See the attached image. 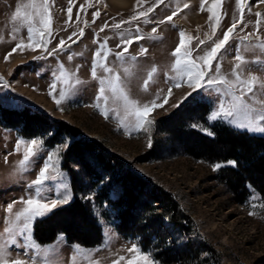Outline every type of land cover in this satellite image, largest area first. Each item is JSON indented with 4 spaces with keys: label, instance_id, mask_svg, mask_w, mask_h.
<instances>
[{
    "label": "rangeland",
    "instance_id": "374dc122",
    "mask_svg": "<svg viewBox=\"0 0 264 264\" xmlns=\"http://www.w3.org/2000/svg\"><path fill=\"white\" fill-rule=\"evenodd\" d=\"M26 2L27 0H0V77L10 86L0 91V234L6 237L5 228L11 226L9 220H14V214L24 207L19 203L20 198H28L29 183L38 178L43 158L48 154L47 150H53L52 163L58 170V180L46 181L44 194L55 198L51 189L56 188L59 177L62 176L64 182L70 185L72 195L67 203H58L47 215L37 218L32 225L31 236L41 247L56 246V256L61 264H72L74 244L81 248V251L76 253L77 264H114V261L127 264L134 256V253L128 251L133 243L143 251L151 253L159 264H264V194L252 184H247L245 199L242 203L239 202L238 196L224 177L225 171L235 166L214 170L215 164H225L229 160L193 154L190 143L178 137L175 124L179 123L183 132L198 133L209 139L215 137V126H227L251 136L264 137V133L246 131L228 122L209 120L216 96L205 95L200 102H191V97H185L192 90L186 85L172 87L169 80L179 76L173 69L177 57L172 53L180 45V31H184L187 37L182 54L186 50L190 51L191 54L187 58L200 63L197 58L222 38L223 33L234 21L237 22V28L234 29L233 38L227 46L229 54L220 53L219 64L214 62L213 69L219 66L221 74L235 79L232 72L235 64L239 63L234 60L238 37L253 33L252 43L264 40V2L245 0L241 23L240 6L236 0H221L216 10L220 16V24L216 26L214 20L210 21L211 13L208 11L213 0H205L204 11L200 9L201 0H163L162 3L159 0H127L123 7L114 5L109 0H48L52 36H45V39L51 41L46 47L51 50L59 40L66 41V50L53 56H47L43 48H37L35 51H13L21 37L25 39V43L28 42L26 27L21 28L16 40L12 39L13 30L20 28V24L11 19L16 7ZM185 3L189 7L184 8ZM69 7L72 9L71 18L67 11ZM96 12H99L98 16L95 15ZM140 12H147L148 15L139 17ZM169 15L173 16L171 21L166 20ZM195 15L198 22L190 19ZM133 16L138 18L131 21ZM174 16L181 22L184 21L185 28L181 29L179 24L175 23ZM125 21L131 23H121ZM105 24L108 27H104ZM116 24L121 26L117 28L114 26ZM137 27L144 38L135 40L130 46L123 44V40L137 34ZM153 27L157 28L156 33L152 32ZM167 35L174 38L170 44L164 43ZM105 40V51L110 50L113 53L108 55L107 63L121 76L125 85L124 91L129 98L139 106H151L153 101L162 105L155 107L148 116L152 124H146L139 131L129 127L134 117L126 112L120 97L106 89L107 102L96 99L99 83L91 76V67L96 58V51L100 50L99 45ZM200 41L204 43L201 44ZM125 47V56H136L137 60L126 58L121 62L116 59L114 53L122 52ZM142 48L147 49L145 54H141ZM262 53L264 50L252 47L249 42L241 45V54L248 60H264ZM70 54H73L72 60L68 59ZM41 55L47 58L38 59ZM61 65L64 71L74 74L71 84L75 85L76 79L83 84L77 86L79 90L75 95L62 102L58 108L49 94V86L53 82V74L59 75ZM153 67L157 72L147 83L145 90V82L148 81ZM98 74H101L99 70ZM252 75L261 81L264 71L254 64L249 65L243 71L242 79ZM61 88L69 91L62 82H58L56 92L53 93L57 99ZM169 88L171 95H168ZM97 103L101 110L109 112V118L106 119L100 114L95 106ZM23 113L33 117L27 124L21 119ZM36 120H42L44 127H40ZM68 126L72 128L71 132H67ZM209 131L214 135H208ZM48 132L53 134L48 136ZM21 137H43L44 151L39 160L35 161L33 171L12 176L10 174L23 159L24 146H21L19 152L15 151L16 143ZM66 141L69 142L67 145ZM86 141H95V153L102 154L114 166L111 171L96 166V172L103 176L100 183L96 177L93 178V173L89 170V167H94L91 161L86 163L76 154L77 148ZM149 141L151 147H148ZM76 145L78 147H74ZM57 156L60 158L57 159ZM71 173L77 177L76 194ZM49 174H53L52 169ZM105 177L107 179H104ZM122 182H128L130 188L138 195V201L134 205V212L138 216L147 212L146 203L156 204L157 201L152 197V194H156L164 199V204L170 208V212L173 210L172 206H177L178 219L183 217L187 220L189 227L186 236L167 219H162L159 223L152 221V228H161L167 232L166 246L163 245L162 248L168 250L167 255H170L172 250L175 257H170V263H166L169 258L166 255L157 257L158 253L162 252L161 247H158L161 241L159 236H153L154 242L145 248L139 238H129L119 233L118 211L106 201L109 197L118 199L125 193ZM249 185L254 190L251 200ZM106 186L108 198L99 195ZM89 195L93 196L91 201L85 199ZM76 196L89 205L97 220L101 230L99 242L85 246L76 241H69L65 234L58 233L63 234V243L57 245L58 234L51 243H39L34 234L36 223L70 204ZM13 201L17 203L13 206V213L9 214L7 206ZM253 203L257 205L256 208L251 207ZM162 210L163 208L158 212ZM251 212L255 214H250ZM164 222L176 227L178 233L166 231ZM187 239L192 246L199 249L197 258L188 256L190 253L186 247ZM97 248L100 251L95 252L89 259L84 250ZM174 250L178 251L177 255ZM179 254H187V259ZM31 255H26L23 248L12 247L9 249L8 259H19L26 261V264H33ZM121 256L125 259L119 260ZM36 264H41V261L37 260Z\"/></svg>",
    "mask_w": 264,
    "mask_h": 264
},
{
    "label": "snow or ice",
    "instance_id": "6c2138e0",
    "mask_svg": "<svg viewBox=\"0 0 264 264\" xmlns=\"http://www.w3.org/2000/svg\"><path fill=\"white\" fill-rule=\"evenodd\" d=\"M163 2V0H159ZM204 2L201 0L200 9L204 11ZM221 0H213L212 7L208 9L211 13L209 19L215 21V25L220 24V16L217 15V8L220 5ZM238 6H240V22H243V5L245 0H236ZM264 2V0H262ZM184 8L189 7L187 3L183 5ZM30 10V11H29ZM69 18H71V7L68 8ZM176 13L174 12L173 15ZM96 16L99 15V12L95 13ZM147 12L138 13L139 17H146ZM259 15V14H257ZM138 16H133L131 21H135ZM13 22H19L20 28H15L13 30L12 39L16 40L17 35L21 31V28L26 27L27 29V43L25 39L21 37L16 43L13 51L20 49L21 51L25 49H31L35 51L37 48H43V51L47 53V56H53L58 52L66 50V41L61 39L58 41L57 45L49 50L46 45L50 43V39H45V36H52L51 31V16L49 14L48 0H40L38 3L37 0H27L21 6L16 7L14 15L12 16ZM173 19L172 15H169L166 20L171 21ZM131 21H125L121 23H131ZM164 21H160L163 23ZM119 28L121 24L114 25ZM104 27H108L105 24ZM257 27H259V21L257 22ZM237 28V22H233L232 26L223 33L222 38L218 39L213 43V46L207 50L204 55L199 56L197 59L200 63H196L192 59H188L190 56V51H184L182 54V49L185 48L186 35L184 31H180L179 35L181 37L180 45L172 53L173 56L177 57L173 69L179 74L176 78H169L172 87L179 88L182 85H186L192 91L188 93V96L191 97V102H200L201 99L207 96H216V100L213 102V108L209 113V120H219L222 122H228L236 127L244 129L246 131H259L264 133V81H259L255 75L250 76L247 79H242L243 71L248 68L249 65H256L262 71H264V60L254 59L248 60L244 55L241 54V45H244L245 42H249L252 47L264 50V40H258L256 43L251 42V38L254 36L253 33H248L247 35L238 37V42L236 48L234 49V60L239 63L235 64V67L232 72V76L235 79H229L223 74H221L220 67L217 66L213 69V63L218 61V55L224 53L225 55L229 54L227 46L229 45L233 34L234 29ZM103 31V29H101ZM157 28L153 27L152 32L156 33ZM215 31V29H213ZM136 35L134 37H129L126 40H123V44L131 45L135 40L143 39L144 37L139 33V27L136 29ZM75 35V33L73 34ZM80 35H83V30H81ZM71 40V37H69ZM75 43V41H73ZM201 44L204 41H200ZM107 45V40L99 45L100 50L96 51L95 59L91 67V76L93 79L97 80L99 83L97 101L103 99L107 102V97L105 96L106 89L109 90L113 95L118 96L122 99L126 112H129L133 117V121L130 126L134 131H139L144 126L151 125L152 121L148 119L150 113L154 110L155 107L162 105H157L155 101L152 102L151 106L145 104L139 106L138 103L134 100H131L129 96L125 93L124 82L121 80L119 73L107 63L108 55L113 54L110 50L105 51ZM119 47V46H118ZM147 49L142 48L141 54H145ZM103 53V54H102ZM127 47L123 49L122 52L114 53L117 60L123 62L126 58L131 59L132 61L137 60L136 56L126 57ZM264 54V53H262ZM47 57L41 55L38 59H46ZM73 54L68 56L69 60H72ZM98 70L99 73L98 74ZM250 70V69H249ZM79 71V66L77 67V72ZM127 71V69L125 70ZM157 72V69L153 67L149 73L148 81L145 82V90L147 89V83L152 80L153 75ZM74 74H69L63 70L61 65V71L59 75L53 74V82L49 86V94L55 100L58 108L59 105L70 99L71 96L75 95L78 91L79 85H82L83 82L79 79L75 80V85L71 84L70 81ZM62 82L66 87L69 88V91H65L64 88H61L58 92L59 99L56 98V95H53L57 89V83ZM9 84L2 77H0V91L3 89L9 88ZM195 93L196 95H193ZM168 95H171V88L168 90ZM159 98V97H158ZM165 102L167 98L165 97ZM97 110L103 115L106 119L109 118V112L106 110H101L99 103L95 105ZM63 110V109H60ZM242 117V119L238 118ZM123 127V124H122ZM128 129L126 128L125 131ZM53 133L48 132V136H51ZM130 134V133H129ZM208 135H214L212 132H207ZM69 143L65 142V145ZM23 148V159L18 162L16 169L10 175L15 176L17 174H24L35 169V161L39 160L41 154L44 151L43 148V137H34L26 139L21 137L15 146V151L19 152ZM151 141H149L148 147H151ZM48 154L43 158L42 168L38 173V178L35 181H32L28 185L29 196L27 199L21 197L19 203L23 204L24 207L16 212L15 219L9 220L11 224L10 227L5 228L6 237L3 234H0V264H26V261L23 260H9V249L15 247L17 249L23 248L25 254L31 253V259L33 264H36L37 260L41 261V264H61L57 259V247L56 246H44L36 244L32 239V225L34 224L37 218H41L47 215L52 209L56 208L58 203H67L71 198L70 185L65 183L63 177H59L56 188L51 189L54 192L55 198L52 196L45 195V182L46 181H57L58 176L56 175L57 169L53 166V157L52 151L47 150ZM60 157L57 156V159ZM224 166H236L235 161H228L225 164L217 163L215 164L214 170H218ZM50 169H52L53 174H49ZM104 179H107L105 177ZM250 188V200L252 199L251 193L254 190ZM62 190V191H61ZM86 200L91 201L93 199L92 195L85 197ZM17 201H13L8 204L7 212L9 214L13 213V206ZM252 208H256L255 203L251 204ZM250 214H255L251 212ZM64 236L63 234H58L57 236V245L63 243ZM73 255L71 257L72 264H77V255L81 248L79 245H72ZM88 253L89 259L91 256L100 251L97 249H87L84 250ZM129 252L134 253V256L131 260L127 261V264H159V261L155 260L151 253L143 251L141 247L137 246L136 243H133L132 248L128 250ZM125 257L121 256L119 260H124ZM98 264V262H96ZM114 264H119V261H114Z\"/></svg>",
    "mask_w": 264,
    "mask_h": 264
},
{
    "label": "trees",
    "instance_id": "16d2710c",
    "mask_svg": "<svg viewBox=\"0 0 264 264\" xmlns=\"http://www.w3.org/2000/svg\"><path fill=\"white\" fill-rule=\"evenodd\" d=\"M30 118L24 113L21 116L23 123L27 124ZM38 121L40 127L42 120ZM60 127H58V130ZM67 132H71L72 128L66 127ZM65 130V131H66ZM175 130L178 137L181 140H185L190 143V150L197 156L212 157L214 159H223L225 161H235L236 166L228 168L224 177L227 184L234 193L238 196L239 202L244 201V197L247 193V184H252L255 189L264 194V137L263 136H251L241 132L234 131L227 126H215L214 138H207L198 133L183 132L179 123L175 124ZM97 143L95 141H86L77 148V156L81 160L94 165L93 168L89 167L93 178H97V182L103 181L102 174L96 172V166L104 168L106 171H111L114 166L110 161H107L100 153H95L97 150L95 147ZM74 147H78L77 145ZM107 161V162H106ZM72 174V173H71ZM72 185L76 194V175L72 174ZM125 188V193L118 199H112L106 197L108 194L107 186L103 187V191L99 195L108 198L106 203L113 209L118 211L117 218L119 220L118 231L125 237H136L143 247L150 246L153 242V236L160 237V243L158 247H161V254L158 253L157 257L168 256L166 263H170V257L173 256L172 250L170 255L168 250H164L163 245L166 246V233L161 228L151 227L152 221L160 222L162 219H167L170 223L180 228L184 236L187 235V220L183 217L177 218V206H172L171 212L164 204V199L160 198L156 194H152V197L157 201L156 204L148 202L146 203V210L144 214L138 216L134 210V205L138 201V195L130 188L128 182H122ZM163 210L158 212L159 210ZM149 211V212H148ZM171 213V214H170ZM135 220V221H134ZM131 224V225H129ZM154 231V233H153ZM58 233L65 234L69 241H76L85 246H91L98 243L101 237V230L97 224V220L93 216L91 209L87 203L80 200L77 196L67 206L58 209L52 213L46 219L39 221L35 225V238L41 244L51 243ZM186 247L189 249L188 256L199 255V249L187 239ZM165 251V252H164ZM177 255L178 251L174 250ZM167 253V254H166ZM182 255V254H179ZM213 255V254H212ZM186 258L187 254H183ZM216 258V256H214ZM187 259V258H186ZM217 259V258H216Z\"/></svg>",
    "mask_w": 264,
    "mask_h": 264
},
{
    "label": "bare ground",
    "instance_id": "6f19581e",
    "mask_svg": "<svg viewBox=\"0 0 264 264\" xmlns=\"http://www.w3.org/2000/svg\"><path fill=\"white\" fill-rule=\"evenodd\" d=\"M112 4H114V5H117V6H121V7H123L124 5H126L127 4V0H109ZM193 3V2H192ZM190 19L192 20H194L195 22H198L196 19H197V17H196V15L193 17V16H191L190 17ZM174 20H175V23H177V24H179V27L182 29V28H185L184 27V24L185 23H183L184 21H182L181 22V20H179L178 18H176V16H174ZM190 20V21H191ZM200 22V21H199ZM186 25V24H185ZM167 37H168V35H167ZM164 39H165V37H164ZM173 37H172V35L171 36H169L166 40H164V43H166V44H170L172 41H173ZM115 44V43H114ZM160 48H162V47H160ZM164 48V47H163ZM264 80V78L262 79L261 78V81H263ZM136 85H134V87H135ZM165 224H163V226H164V229L167 231H169L170 233H173V234H176V233H178V229L176 228V227H174L173 225H171L169 222H164Z\"/></svg>",
    "mask_w": 264,
    "mask_h": 264
}]
</instances>
